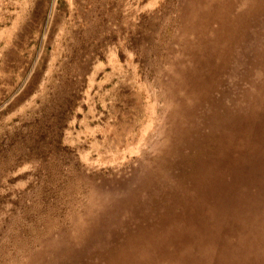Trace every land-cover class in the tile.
I'll list each match as a JSON object with an SVG mask.
<instances>
[{"label": "rangeland", "instance_id": "obj_1", "mask_svg": "<svg viewBox=\"0 0 264 264\" xmlns=\"http://www.w3.org/2000/svg\"><path fill=\"white\" fill-rule=\"evenodd\" d=\"M196 1L0 0V264H264V55L188 110Z\"/></svg>", "mask_w": 264, "mask_h": 264}, {"label": "bare ground", "instance_id": "obj_2", "mask_svg": "<svg viewBox=\"0 0 264 264\" xmlns=\"http://www.w3.org/2000/svg\"><path fill=\"white\" fill-rule=\"evenodd\" d=\"M195 4L184 16L195 38L189 42L187 66L180 75L179 83L180 101L188 110L202 99L205 90L214 87L215 76L227 69L235 50L238 49L236 55L239 57L252 51L256 54L255 58L264 55V24H258L264 14V0H197ZM239 6L238 11L236 8ZM252 27L255 33L247 36ZM217 59L221 61L217 63ZM232 66H235L234 62ZM255 66L262 68L264 64ZM251 93L254 92L250 91L242 99H248ZM222 134L226 135L225 132ZM184 254L187 258V253ZM167 259L169 264H183L180 256Z\"/></svg>", "mask_w": 264, "mask_h": 264}]
</instances>
